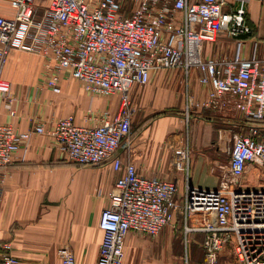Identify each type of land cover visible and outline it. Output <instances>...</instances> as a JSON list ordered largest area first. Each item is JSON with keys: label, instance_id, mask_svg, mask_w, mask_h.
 Here are the masks:
<instances>
[{"label": "built area", "instance_id": "1", "mask_svg": "<svg viewBox=\"0 0 264 264\" xmlns=\"http://www.w3.org/2000/svg\"><path fill=\"white\" fill-rule=\"evenodd\" d=\"M241 2L236 7L232 0H11L14 15L0 14V95L11 115L16 114V97L10 95L4 70L13 50L48 57L45 84L55 93L62 92L61 76L68 73L91 94H121L116 113H89L83 124L73 115L60 116L33 129L54 137L77 164L109 162L121 172L101 212L96 264H123L131 234L155 236L176 214L187 232L204 233L203 264H218L227 246L236 257L232 264H264V187L244 188L254 167L264 180V123L259 122L264 120V57L241 58V37L252 33L246 0ZM221 33L237 38L236 56L204 59L205 42L216 41ZM195 68L202 72L200 81L211 86L202 105L216 110L231 105L242 117L229 130V161L213 189L190 183L189 156L177 159V167L187 171L181 188L177 179L139 173L121 153L132 147L137 111L132 87L148 84L155 71L180 69L190 108L188 79ZM27 136L0 122V168L12 162ZM2 180L0 170V190ZM1 247L0 264H24L9 242ZM62 264H77L72 250L65 251Z\"/></svg>", "mask_w": 264, "mask_h": 264}, {"label": "crops", "instance_id": "2", "mask_svg": "<svg viewBox=\"0 0 264 264\" xmlns=\"http://www.w3.org/2000/svg\"><path fill=\"white\" fill-rule=\"evenodd\" d=\"M248 11L261 44L250 41L252 35L242 36L241 58L254 54L264 57V0H251ZM14 13L11 0H0V14L12 17ZM32 54L13 50L4 70L11 85L10 95L16 97V114H10L5 96L0 95V122L11 123L16 131L28 136L12 162L0 168V253L2 243L9 242L13 254L24 264H62L67 249L73 251L77 264H96L103 237L99 226L101 212L109 205V193L121 172L109 162L77 164L61 150L54 137L33 129L42 120L60 116L73 115L83 124L88 122L89 113L99 116L101 109L116 113L119 98L92 97L68 73L61 76L62 92L55 93L44 83L36 64L39 58ZM236 54L237 38L224 33L216 41L205 42L202 51L204 59H231ZM201 75V70L195 68L188 79L194 107L190 117L193 123L189 125L191 142L187 145L183 133L174 132L176 122L182 118L181 110H186L184 72L155 71L148 84L132 87L139 111L133 117L132 147L128 154L121 153L134 162L139 173L177 179L182 188L187 171L176 170L174 161L189 156L190 183L200 188L217 187L203 178L195 184L198 175L192 177L191 169L201 165L211 171V163H218L212 151L216 154L221 145L228 150L229 130L236 128L242 117L231 105L221 110L202 105L211 86L200 81ZM212 172L216 174L214 168Z\"/></svg>", "mask_w": 264, "mask_h": 264}, {"label": "rangeland", "instance_id": "3", "mask_svg": "<svg viewBox=\"0 0 264 264\" xmlns=\"http://www.w3.org/2000/svg\"><path fill=\"white\" fill-rule=\"evenodd\" d=\"M232 1L236 3V4L234 3L236 7L242 3L241 0H232ZM250 1L251 0H246L244 5L246 11V20L252 29L251 35L254 37V38H250V41L252 42L258 41L259 44H261L259 38L256 36L257 27L251 21L249 16L248 10L250 8ZM32 55L36 58H39V61L36 62V64H38L39 67L38 69L39 71L38 70L37 71L40 72L41 75H43V77L45 78L44 79V83H45L46 73H47L46 62L48 61V57L46 58L44 55L35 54V53ZM185 87H186V81H185ZM88 94L92 97H99V99L111 98L112 96H115L119 98V104L121 102V94L119 93L105 95V94H91L88 92ZM130 96L134 100V97L132 95V89L130 91ZM135 103L137 104L136 112H138L139 111L138 103L137 102ZM184 107H185L184 109L186 110L182 111L177 106V109L181 110V112L183 113L182 114L183 119L179 118V120L176 122L174 132H177L178 135L179 133L181 134L182 132L183 134H181V136L185 144L187 145V142H191V136L189 134V125L193 123L190 117L193 115L192 108L194 107V105L193 107L191 106L188 109L187 102L185 100ZM106 111L109 110L106 109L99 110V117ZM228 143H230V141ZM191 149H192V145H191ZM215 149L216 147L214 146L213 150ZM212 152L214 157L217 158L218 163L216 165L212 164L213 162L211 163L210 165L211 171L210 169L201 165L195 168L192 167L191 176L193 177V174L195 175V173L196 175H198L195 184H197V182L203 178L204 181L208 179L207 183H209L211 186H218V182L220 178H222V176L225 174L226 166L228 164L229 156H230L227 147L225 149V147L223 148V145H221L220 150H218L216 154L214 153V151ZM174 166L176 170L177 169L180 170L177 167V160L174 161ZM213 168L215 169L216 174H213L212 172ZM258 171L259 168L257 167H254L251 170H249L244 180V188L261 189L264 187V184H262L264 183V180H262V174H258L259 173ZM183 172H185V170ZM203 239H204V235L202 233L187 232L185 229V223L183 221V218L181 216H178L177 218H175L172 224L166 226L155 236L131 234L127 239V242L129 241V244L126 247L124 262L125 264H203L205 259V250L202 245ZM235 243H236V239L235 237H233V242H231V245L233 246ZM231 249L232 248L230 246H227L222 251L218 264H232L236 261V257Z\"/></svg>", "mask_w": 264, "mask_h": 264}, {"label": "trees", "instance_id": "4", "mask_svg": "<svg viewBox=\"0 0 264 264\" xmlns=\"http://www.w3.org/2000/svg\"><path fill=\"white\" fill-rule=\"evenodd\" d=\"M260 123H264V120L259 121Z\"/></svg>", "mask_w": 264, "mask_h": 264}]
</instances>
